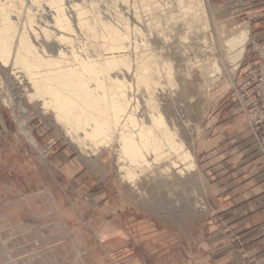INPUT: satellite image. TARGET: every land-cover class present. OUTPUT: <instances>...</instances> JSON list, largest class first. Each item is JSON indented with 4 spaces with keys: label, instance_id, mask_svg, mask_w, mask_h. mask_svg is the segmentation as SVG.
Returning <instances> with one entry per match:
<instances>
[{
    "label": "rangeland",
    "instance_id": "rangeland-1",
    "mask_svg": "<svg viewBox=\"0 0 264 264\" xmlns=\"http://www.w3.org/2000/svg\"><path fill=\"white\" fill-rule=\"evenodd\" d=\"M71 1L86 9V28L76 25ZM64 3L70 43L44 25L52 14L45 0H8V15L48 54L61 44L80 59H117L110 73L130 85L129 109L137 105L139 118L148 105L136 72L149 55L162 70L152 85L154 110L196 166L188 170L172 154L169 163L125 176L116 142L79 147L57 109L43 114L42 102L31 99L26 72L8 64L0 70V264H232L223 259L226 243L215 242L226 234L212 229L198 149L218 109L243 107V83L262 44L252 38V22L264 15V0ZM115 31L124 51L114 49ZM240 31L247 38L239 44Z\"/></svg>",
    "mask_w": 264,
    "mask_h": 264
},
{
    "label": "bare ground",
    "instance_id": "bare-ground-1",
    "mask_svg": "<svg viewBox=\"0 0 264 264\" xmlns=\"http://www.w3.org/2000/svg\"><path fill=\"white\" fill-rule=\"evenodd\" d=\"M7 1L0 3V70L8 64L23 69L34 89L31 99L42 102L43 114L51 108L57 109L53 112H56L64 126L70 124L66 128L74 143L84 148L88 143L86 141L91 139L96 146L101 144L110 148L116 142L119 158L124 163L122 168L126 170L125 176L145 172L154 162L164 160L169 163L172 154L188 170L195 168L196 164L187 153L184 142L166 125L162 113L154 110L155 89L152 85L156 84L155 74H161L162 70L155 65L154 60H150L149 55L144 56L145 61L139 64L136 72L138 85L142 84L146 88L148 105L147 114L139 118L136 114L137 105L129 109L131 98L127 88L130 85L110 73L117 59L110 56L103 60L80 59L73 52V47L65 50L61 44L54 54H48L45 48L39 50L27 36L25 27L20 28L18 22L10 20ZM45 2L52 14L50 17L47 14L44 25L57 30L59 36L56 41L70 43L74 29L64 0ZM69 8L76 12V25L81 29L86 28L87 11L82 4L71 1ZM27 17L31 23V16L28 14ZM43 30L47 31V28ZM237 38V43H243L247 34L240 31ZM113 40L117 42L115 50L126 48L116 31L113 32ZM67 53L71 54L72 60H69L71 58ZM142 63L144 68L139 70ZM79 130L84 133V137L78 134ZM163 166L165 168V163Z\"/></svg>",
    "mask_w": 264,
    "mask_h": 264
},
{
    "label": "crops",
    "instance_id": "crops-1",
    "mask_svg": "<svg viewBox=\"0 0 264 264\" xmlns=\"http://www.w3.org/2000/svg\"><path fill=\"white\" fill-rule=\"evenodd\" d=\"M252 28V38L263 43L264 15ZM213 118L198 152L209 177L206 201L214 218L212 229L226 234L215 242L226 243L223 259L228 263L264 264V150L240 103L218 109ZM260 131L264 137V124Z\"/></svg>",
    "mask_w": 264,
    "mask_h": 264
},
{
    "label": "built area",
    "instance_id": "built-area-1",
    "mask_svg": "<svg viewBox=\"0 0 264 264\" xmlns=\"http://www.w3.org/2000/svg\"><path fill=\"white\" fill-rule=\"evenodd\" d=\"M257 62L249 69L240 96L248 127L256 137V142L264 150V137L261 127L264 124V43L255 45Z\"/></svg>",
    "mask_w": 264,
    "mask_h": 264
}]
</instances>
